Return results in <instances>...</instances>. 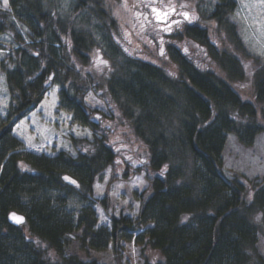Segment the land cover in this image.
<instances>
[{
    "label": "trees",
    "instance_id": "trees-1",
    "mask_svg": "<svg viewBox=\"0 0 264 264\" xmlns=\"http://www.w3.org/2000/svg\"><path fill=\"white\" fill-rule=\"evenodd\" d=\"M106 1L9 0L10 10L0 7V36L12 38L0 39L9 94L0 123V264H82L65 255L70 236L82 248L111 243L116 255L122 238L135 237L146 248L141 264H264L257 248L264 178L244 183L222 169L228 134L249 145L264 131L255 104L264 107V67L255 74L254 102L235 88L247 54L231 20L237 0H217L204 15L227 35L233 55L218 51L198 23L179 30V37L208 49L225 77L170 43V69L128 55L114 39L118 24ZM95 51L109 64L101 74L91 68ZM96 87L120 106L147 146L150 167L160 172L150 179V193L139 197L137 217L112 215L111 228L97 225L94 208L96 202L109 208L94 184L115 160L106 130L84 102ZM76 193L88 203L74 217L69 207ZM12 210L26 216L31 234L58 258L27 244L21 226L8 221Z\"/></svg>",
    "mask_w": 264,
    "mask_h": 264
},
{
    "label": "rangeland",
    "instance_id": "rangeland-1",
    "mask_svg": "<svg viewBox=\"0 0 264 264\" xmlns=\"http://www.w3.org/2000/svg\"><path fill=\"white\" fill-rule=\"evenodd\" d=\"M216 1L107 0L106 7L111 11L118 24L114 39L124 51L127 49L125 52L128 55L170 69L169 67L172 65L167 56V45L170 43L180 48L182 53L200 67L213 69L219 76L225 77L226 72L214 63L205 46L192 39L179 37L180 28L184 24H189L182 16L178 15L182 18L179 26L172 25L171 31L168 32V34L170 33L169 38L166 31L160 28L158 21L162 18L161 13L167 5L168 8H175L176 12L188 11L198 17L192 23H198L208 30L209 40L218 51L226 50L231 52L230 55H233L234 46L229 44L227 35H224L223 31H218L216 23L205 19L204 16L206 12L213 9ZM181 5L185 7H181ZM0 7L3 8V0H0ZM159 9L160 11H158ZM231 20L235 21L238 26L241 41L247 53L240 61V67L245 77L236 82L235 88L239 86L236 90L242 99L254 102L252 99L255 74L260 66L264 67V2L262 0H237V7L231 15ZM0 39L6 43H12V38L8 35H2ZM161 41H163L164 55H161ZM3 52L0 49V56ZM91 57L93 72L101 74L108 69L109 64L100 51L93 52ZM101 61H106L107 64L101 63ZM8 100L9 94L4 75L0 72V123L6 119ZM84 102L89 109L95 110L92 117L106 130L108 142L115 153L113 164L106 168L94 184L95 196L106 198L109 204V208L106 210L100 203H94L98 216L97 225L111 228L112 215L116 217L127 215L132 219L137 217L140 205L139 197L150 193V179L160 172H156L150 167L149 151L146 144L135 135L130 121L123 115L120 106L113 101L108 92L98 87L91 88L84 96ZM255 104L258 108L259 121L263 123L264 107L262 104ZM129 157L131 159H128ZM222 169L227 176H237L244 183L250 181L256 184L261 183L264 178V131L258 133L249 145L238 140L235 134H228L222 154ZM97 185L102 186V191L98 192ZM121 185L122 187H118ZM250 195H252L251 192ZM86 203L88 201L77 193L74 194L70 199L69 207L74 217ZM20 226V234L23 235L27 244L30 243L33 246H29V248L49 254L45 255L48 258H58L57 254L49 249L43 240L31 234L27 221ZM139 232L141 230H136L135 235ZM1 233L6 234V231L2 230ZM257 236V248L264 259V227L258 231ZM70 238L69 245L65 248V255H77L82 264H90L93 260L97 264H141L144 252L146 253L143 243H138L135 237L121 239L118 255L111 243L103 249L82 248L75 236H70ZM26 248L28 249V246ZM150 253L151 251L148 252V254Z\"/></svg>",
    "mask_w": 264,
    "mask_h": 264
},
{
    "label": "snow or ice",
    "instance_id": "snow-or-ice-1",
    "mask_svg": "<svg viewBox=\"0 0 264 264\" xmlns=\"http://www.w3.org/2000/svg\"><path fill=\"white\" fill-rule=\"evenodd\" d=\"M262 2H264V0H262ZM181 7H185L184 5H181ZM3 8L6 10H10L9 8V0H3ZM153 11H155V9H153ZM172 11L176 14V15H180L184 18L185 21H187L189 24H191L193 21L197 20L198 17L195 16L194 14H190L188 11H183V12H176V9L173 8ZM172 23L176 24L177 26H179V24L181 23V21L178 20H173ZM125 51H127V49H125ZM161 55H164V50H163V41H161ZM101 63L107 64L106 61H101ZM51 79V77H50ZM91 95V94H89ZM98 103V102H97ZM70 119V117H69ZM96 119H99V117H96ZM110 127V125H109ZM79 135V133H77ZM29 147L30 148H34L37 152H40L43 150V146H36L33 145L31 143H29ZM117 151H119V149H117ZM128 159H131V157H129ZM117 163H120V161H117ZM167 166H165L166 168ZM65 179H68L67 177H65ZM72 183L75 184V181H72ZM118 187H122L118 186ZM97 190L98 192L102 191V186L97 185ZM249 199L251 200V195L249 196ZM11 218L16 222V223H21L23 222V217L17 216L15 213L10 214ZM187 219V217H185V220Z\"/></svg>",
    "mask_w": 264,
    "mask_h": 264
},
{
    "label": "flooded vegetation",
    "instance_id": "flooded-vegetation-1",
    "mask_svg": "<svg viewBox=\"0 0 264 264\" xmlns=\"http://www.w3.org/2000/svg\"><path fill=\"white\" fill-rule=\"evenodd\" d=\"M173 8H168V5L165 6V9L163 10L162 14V18L159 19V26L161 29H164L166 31V33L171 31L172 25H174V23H172L173 20H178L181 21L182 18H180L178 15H176L173 11ZM160 11V9L158 10Z\"/></svg>",
    "mask_w": 264,
    "mask_h": 264
},
{
    "label": "water",
    "instance_id": "water-1",
    "mask_svg": "<svg viewBox=\"0 0 264 264\" xmlns=\"http://www.w3.org/2000/svg\"><path fill=\"white\" fill-rule=\"evenodd\" d=\"M13 213H15L17 216L23 217V218H24V219H23V222H21V223H16V222L11 218V215H10V214H13ZM7 218H8L9 223L12 224V225H14V226H20L21 224L25 223V221H26V216H25L23 213L18 212V211H16V210H12V211H10V212L8 213Z\"/></svg>",
    "mask_w": 264,
    "mask_h": 264
}]
</instances>
